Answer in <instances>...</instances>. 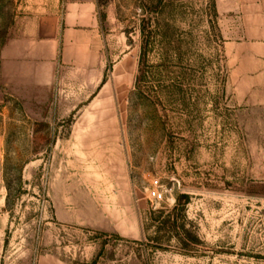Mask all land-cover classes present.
Returning <instances> with one entry per match:
<instances>
[{
  "label": "rangeland",
  "instance_id": "rangeland-1",
  "mask_svg": "<svg viewBox=\"0 0 264 264\" xmlns=\"http://www.w3.org/2000/svg\"><path fill=\"white\" fill-rule=\"evenodd\" d=\"M64 2L105 37L44 81L0 0V264H264V0Z\"/></svg>",
  "mask_w": 264,
  "mask_h": 264
},
{
  "label": "crops",
  "instance_id": "crops-1",
  "mask_svg": "<svg viewBox=\"0 0 264 264\" xmlns=\"http://www.w3.org/2000/svg\"><path fill=\"white\" fill-rule=\"evenodd\" d=\"M32 15L19 38L2 51L4 69L10 78L52 81L59 64V49L81 37L85 49L100 48L102 34L95 6L64 0H30Z\"/></svg>",
  "mask_w": 264,
  "mask_h": 264
},
{
  "label": "built area",
  "instance_id": "built-area-1",
  "mask_svg": "<svg viewBox=\"0 0 264 264\" xmlns=\"http://www.w3.org/2000/svg\"><path fill=\"white\" fill-rule=\"evenodd\" d=\"M150 199L155 203H163L166 199V193L163 186L158 181L154 183V186L150 192Z\"/></svg>",
  "mask_w": 264,
  "mask_h": 264
},
{
  "label": "trees",
  "instance_id": "trees-1",
  "mask_svg": "<svg viewBox=\"0 0 264 264\" xmlns=\"http://www.w3.org/2000/svg\"><path fill=\"white\" fill-rule=\"evenodd\" d=\"M142 36H143L144 38H146L147 35H146L145 32H142ZM147 49H148L147 44H144V49H143V52L145 53L144 56L146 55ZM142 59H143V58H142Z\"/></svg>",
  "mask_w": 264,
  "mask_h": 264
}]
</instances>
